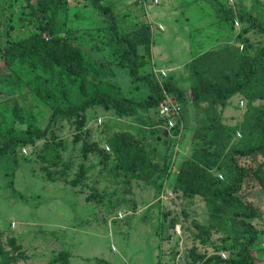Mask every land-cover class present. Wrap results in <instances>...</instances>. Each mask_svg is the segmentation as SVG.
Here are the masks:
<instances>
[{"label": "rangeland", "instance_id": "obj_1", "mask_svg": "<svg viewBox=\"0 0 264 264\" xmlns=\"http://www.w3.org/2000/svg\"><path fill=\"white\" fill-rule=\"evenodd\" d=\"M221 1L264 21V0ZM103 2L117 14L120 31L138 35L141 74L162 86L192 87L194 65L214 80L225 79L239 54L264 49V33H244L247 22L227 20L209 0ZM52 23L34 14L28 0H0V128L20 132L49 123L52 108L29 82L53 69L46 61L33 66L20 56L4 57L6 47L33 37L69 44L89 82L120 87L135 99L151 93L107 45L110 21L91 0H59ZM253 95L246 90L226 104L191 102L180 114L162 113L160 101L132 116L95 106L83 124L60 119L47 137L18 149L17 192L10 186L12 158H1L0 242L7 256L0 250V264H103L99 258L112 264H229L247 235L231 220L237 207L212 201L213 192L233 179L224 158L262 138L254 114L264 98ZM54 143L57 163L44 160ZM124 148H138L136 160ZM236 157L248 171L239 195L258 211L249 219L258 234L250 250L254 264H264V185L257 176L264 174V152Z\"/></svg>", "mask_w": 264, "mask_h": 264}, {"label": "trees", "instance_id": "obj_2", "mask_svg": "<svg viewBox=\"0 0 264 264\" xmlns=\"http://www.w3.org/2000/svg\"><path fill=\"white\" fill-rule=\"evenodd\" d=\"M209 1L227 20L247 22L248 25L244 28V33L252 30L264 33V21H260L253 13L237 11L221 0ZM91 2L110 21L105 28L107 45L119 57V62L129 69V74L133 79L150 85L151 93L144 99H135L126 96L120 87L103 86L100 83L89 82L85 69L82 67L80 55L61 38L33 37L31 41H20L18 44H11L6 47L4 57L8 61L20 56L26 58L33 66H38L42 61H46V64L53 69L50 76H37L29 82L32 90L52 108L48 125L44 129H37L33 125H29L20 132H7L0 128V159L6 156L12 158L13 171L10 186L14 192H17L14 187L15 171L20 166L18 149L34 143L37 139L47 137L52 131L53 125L60 119L77 118L79 123L83 124L87 110L95 106H101L105 110H114L120 116L136 115L139 109L156 107L164 98V91L174 93L182 101L184 112L191 102L198 104L200 101L209 98L216 103L226 104L231 97L246 90L253 92L254 97L264 98V49H260L257 54L253 55L239 54L233 62L232 74H227L225 79L214 80L204 74L199 66L194 65L197 82L192 87L181 89L169 81L162 86L150 76L142 75L140 72L144 61L139 53L138 35L129 31H120L117 14L103 0H91ZM28 3L31 5L34 14L43 18L46 17L47 25L53 26L52 21L57 19L59 13V0H28ZM49 12L51 18L47 17ZM95 71L102 72V69L98 68ZM254 115L260 125L262 138L253 146L231 151L224 158L223 162L228 170L233 173V179L230 184L216 188L213 192L212 201L220 199L227 206L237 207L231 214V220L237 225L240 232L247 235L238 257L230 258L227 261L229 264H254V257L250 248L257 240L258 234L255 225L249 219L256 217L258 211L239 195L248 171L239 164L236 157V155L264 152V107L255 112ZM112 146L117 149L114 144ZM58 148V143L49 145L44 160L57 163L60 155ZM132 149H126L128 157L136 160V152L139 149L134 148L133 151ZM121 150L118 148L117 159L123 165L126 160L125 156L121 154ZM257 176L264 185V174ZM76 181L75 183H77ZM0 250L7 256L1 242ZM97 261L103 264H112L102 258L97 259Z\"/></svg>", "mask_w": 264, "mask_h": 264}, {"label": "built area", "instance_id": "obj_3", "mask_svg": "<svg viewBox=\"0 0 264 264\" xmlns=\"http://www.w3.org/2000/svg\"><path fill=\"white\" fill-rule=\"evenodd\" d=\"M164 91V98L161 100L160 108L164 114H180L182 107L178 102L170 100L168 94Z\"/></svg>", "mask_w": 264, "mask_h": 264}]
</instances>
